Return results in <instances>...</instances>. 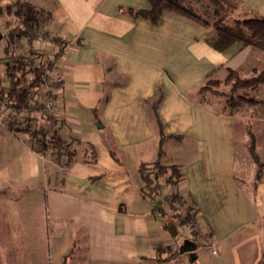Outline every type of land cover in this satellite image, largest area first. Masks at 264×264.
Masks as SVG:
<instances>
[{"label":"crops","instance_id":"obj_1","mask_svg":"<svg viewBox=\"0 0 264 264\" xmlns=\"http://www.w3.org/2000/svg\"><path fill=\"white\" fill-rule=\"evenodd\" d=\"M30 1L44 12L40 32L67 41L53 74L62 77L57 135L74 159L65 166V157L57 163L50 151L36 152L24 132L7 129L6 113L0 117V264H35L44 250L47 264H64L73 244L79 261L68 264H154L148 259L156 248L177 247L140 193L139 165L158 153L146 106L157 87L163 134L179 136L163 141L161 162L181 169L179 187L194 201L202 232L211 234L186 255H195L194 264H259L264 168L254 188L246 123L238 127V116L186 95L209 76L224 78L226 68L259 70L264 55L240 43L216 53L203 43L201 26L173 13L157 25L134 19L129 10L148 9L147 0ZM239 10L264 16V0H242ZM258 121L262 152L264 116ZM173 264L190 262L181 256Z\"/></svg>","mask_w":264,"mask_h":264},{"label":"trees","instance_id":"obj_2","mask_svg":"<svg viewBox=\"0 0 264 264\" xmlns=\"http://www.w3.org/2000/svg\"><path fill=\"white\" fill-rule=\"evenodd\" d=\"M147 1L149 8L146 10H129L134 19H144L152 25H157L163 13H173L201 26L205 30L203 43L216 53L223 52L234 43H240L243 47H250L255 53L264 55V16L240 11L239 5L242 0ZM2 9L4 15L14 18L15 25L8 26L2 34L5 45L2 48L3 56L0 57V68L4 65L8 86L5 89L0 80V117L5 113L7 115L10 112L21 113L28 109L27 93L37 86V70L27 69L22 64L24 54L14 56L10 51L22 46L32 49L33 43L41 33L40 21L44 17V12L28 0H12ZM31 54L39 59H44L46 56L41 52L38 54L31 52ZM61 55L62 53H59L55 57ZM225 70L226 76L222 81L212 76L207 77L202 84L186 95L187 99L212 105L208 102V97L221 96L224 99V109L222 108L221 111L229 116L246 114L250 120L264 116V100L254 96L255 92L261 93L264 88V70L253 69L250 76H243L229 68ZM27 79H29L28 84L21 87ZM221 85L228 90L221 92L219 90ZM160 98V88L157 87L155 98L146 102L147 118L155 128L158 138V153L154 162L139 165V173L143 181L140 193L143 199L153 202L152 212L160 217L162 231L174 243L184 237L181 233L182 227L190 226L188 239L199 248L208 244L211 234L202 232L204 227L200 222L194 201L179 187L184 178L181 169L176 165H164L161 162L163 141L166 138L178 140L179 136L166 137L163 134V127L157 116ZM247 137V150L250 159L256 165L253 180V187L256 188L262 176L264 161L257 152L258 139L250 126H247ZM39 142L40 153L50 151L51 155L55 156V162L61 163L65 157L64 165L67 166L73 161V152L63 145L56 133L50 137L42 133ZM165 187L169 190L167 194L163 191ZM74 248L73 244L70 254L64 259V264L79 261V248ZM173 248L170 245L156 248L154 256L148 261L154 264H171L181 256L178 249L173 250ZM189 257L190 264H194L196 260H192V257L195 258V255ZM259 264H264V258Z\"/></svg>","mask_w":264,"mask_h":264},{"label":"built area","instance_id":"obj_3","mask_svg":"<svg viewBox=\"0 0 264 264\" xmlns=\"http://www.w3.org/2000/svg\"><path fill=\"white\" fill-rule=\"evenodd\" d=\"M35 42L40 44L39 51L23 46L15 47L11 50L12 52L10 51V54L13 53L14 56L24 54L22 64H24L27 69L37 70V86L28 90L27 93L29 113H9V115H7L6 127L11 133L24 132L29 145L36 152L40 153L41 145L39 141L42 138V133L50 137L52 134H57L60 127L56 113V90L62 84V77L60 74H53V69L60 57L55 56L64 51L67 41L60 38L54 40L46 34L40 33ZM47 51L50 56L47 61L45 58L39 59L31 54V52L35 54L40 52L46 54L45 52ZM16 65L17 63L14 64V66ZM38 118L41 119L42 124L35 121ZM62 143L66 145L65 142L62 141ZM53 158L55 159V156ZM211 252L214 255L217 253L215 248H212Z\"/></svg>","mask_w":264,"mask_h":264},{"label":"rangeland","instance_id":"obj_4","mask_svg":"<svg viewBox=\"0 0 264 264\" xmlns=\"http://www.w3.org/2000/svg\"><path fill=\"white\" fill-rule=\"evenodd\" d=\"M12 0H8V1H6V2H2L1 3V8H3V6H5L6 4H8V3H10ZM29 2H31L30 0H28ZM35 6V5H34ZM35 7H37V6H35ZM38 8V7H37ZM40 9V8H39ZM256 14V13H255ZM258 15V14H257ZM0 20H1V33L2 34H4L5 33V31H6V29H7V27L8 26H13V25H15V20H14V18L13 17H9V16H6V15H4V13H3V16L2 17H0ZM40 34V33H39ZM4 45H5V43H4V41L3 40H1V42H0V57L1 56H3V54H2V48L4 47ZM9 56H11V55H9ZM49 57H46L45 56V60L47 61V60H49L48 59ZM255 67H257L259 70H264V61L262 62V63H257V65H255ZM4 71H5V67H4V65H2L1 66V68H0V80H1V84H2V86L6 89L7 88V86H8V78L5 76V74H4ZM251 73H252V71L250 70V66H246L245 68H243V70H241V75H243V76H250L251 75ZM220 80L222 81L223 80V78H220ZM28 83V80H25V82L24 83H22L21 84V86H23V85H26ZM219 90L221 91V92H225V91H227L228 90V88H226L224 85H221L220 86V88H219ZM255 95L254 96H256L257 98H260V99H263L264 100V88L261 90V93H259V92H255L254 93ZM223 98L221 97V96H209L208 97V102L210 103V104H212V105H214L215 107H218V108H220V109H224V107H223ZM11 113V112H10ZM22 113H29L28 112V109L26 110V111H23ZM235 116H238V118L236 119L238 122H239V125L240 126H238V127H241V126H244V123H246V126H250L251 127V129H252V131H254L256 134H257V136H259L258 135V130H259V126H258V123H259V121H258V119H252V120H250L247 116H246V114H244V115H235ZM260 119V118H259ZM246 128V127H245ZM240 129V128H239ZM243 129V128H242ZM243 136L245 135V130L243 129ZM237 135H238V137L241 139V138H243V136L241 135V132H240V134L239 133H237ZM244 137H246V136H244ZM259 138V137H258ZM247 141H248V138H246L245 139V145H246V148H247ZM260 142H261V140L260 139H258V147H257V152H258V154L260 155V157L264 160V150H262V152H261V150H260ZM170 144V143H169ZM173 150H175V149H171V151H170V148L168 147V151L167 152H171L172 153V157H174V158H177V157H179V155H178V153L177 154H174L172 151ZM170 154V153H169ZM246 154H247V156L249 157V159H250V156H249V153H248V151L246 152ZM170 156V155H169ZM52 157V156H51ZM247 157V158H248ZM249 159H248V161H249ZM53 160H55L54 158H53ZM164 162V161H163ZM251 176V172L249 173V169H247V171H246V173H245V178H244V182H249L248 180H250V177ZM248 186H249V184H247ZM163 191H164V193L165 194H167L168 192H169V190H168V188L167 187H165V188H163ZM258 205H259V207H263V203H262V201L261 200H259L258 201ZM189 232H190V226H186V227H182V229H181V233L183 234V238L182 239H180V241H178L177 242V247L175 248V249H178V246L180 245V244H182V241L183 240H185V239H188V237H189ZM164 247V246H163ZM174 248H173V250H174ZM200 248H203V246H199V248L198 249H200ZM181 256H183L184 258H186V260H187V262L189 263V261H190V257H189V255H186V254H184V255H181ZM180 256V257H181ZM35 264H47V256H46V251L44 250V253H43V255H42V258L41 257H39L37 260H36V262H35ZM79 264H82V262L80 261L79 262ZM171 264H173V262L171 263Z\"/></svg>","mask_w":264,"mask_h":264},{"label":"water","instance_id":"obj_5","mask_svg":"<svg viewBox=\"0 0 264 264\" xmlns=\"http://www.w3.org/2000/svg\"><path fill=\"white\" fill-rule=\"evenodd\" d=\"M3 13H4V11H3V9L0 6V17L3 16ZM2 38H3V35L1 33V30H0V42H1ZM196 250H197V245L193 241H191L189 239L183 240L182 244H180L178 246V252L181 255L190 254V253L195 252ZM192 260H193V258H192Z\"/></svg>","mask_w":264,"mask_h":264}]
</instances>
